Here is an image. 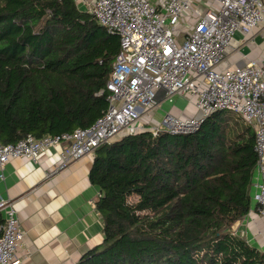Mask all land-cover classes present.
Masks as SVG:
<instances>
[{"label": "trees", "instance_id": "trees-1", "mask_svg": "<svg viewBox=\"0 0 264 264\" xmlns=\"http://www.w3.org/2000/svg\"><path fill=\"white\" fill-rule=\"evenodd\" d=\"M119 51L77 0H0V142L92 126ZM255 144L252 126L219 111L188 134L142 131L100 146L90 180L104 241L76 264H264L233 229L253 206Z\"/></svg>", "mask_w": 264, "mask_h": 264}, {"label": "built area", "instance_id": "built-area-1", "mask_svg": "<svg viewBox=\"0 0 264 264\" xmlns=\"http://www.w3.org/2000/svg\"><path fill=\"white\" fill-rule=\"evenodd\" d=\"M87 4L83 6L97 22L120 40L107 83L106 112L88 128L42 138L31 135L14 144L0 142V170L13 158L37 160L42 151L59 146H63L64 167L123 134H188L213 113L232 111L255 129L253 202L254 210L264 217V56L243 67L220 68L235 34L248 35L264 24V0H91ZM175 96L193 100L200 116L183 118L165 112L159 122H145H151L161 104L173 102ZM3 211L0 264H22L18 251L24 232L14 203L1 199Z\"/></svg>", "mask_w": 264, "mask_h": 264}, {"label": "crops", "instance_id": "crops-1", "mask_svg": "<svg viewBox=\"0 0 264 264\" xmlns=\"http://www.w3.org/2000/svg\"><path fill=\"white\" fill-rule=\"evenodd\" d=\"M263 56L264 24L248 35L238 31L220 68L243 67ZM176 97L163 102L153 120L145 122L157 123L165 112L183 118L200 116L193 100ZM178 100L181 105H176ZM62 150L63 146L48 148L37 160L13 158L0 170V200L14 203L24 232L18 251L22 264H76L104 241V220L97 208L101 191L90 180L95 154L62 167ZM254 209L253 202L252 210L233 229L264 252V217ZM0 214L5 222L6 213Z\"/></svg>", "mask_w": 264, "mask_h": 264}, {"label": "rangeland", "instance_id": "rangeland-1", "mask_svg": "<svg viewBox=\"0 0 264 264\" xmlns=\"http://www.w3.org/2000/svg\"><path fill=\"white\" fill-rule=\"evenodd\" d=\"M88 1H89V0H79V4L81 5V8H82V9L87 10L85 7H83V4H84V5H85V4L88 5V4H87ZM179 33H180V32H177L176 35L179 36ZM179 38H182V35H180ZM177 97H178V96H177ZM177 97H176V98H177ZM177 104H178V105H181L182 103H181V101L178 100V101H176V105H177ZM167 106H168V105H167ZM182 107H183V106H182ZM161 119H162V118H161ZM161 119H160V120H161Z\"/></svg>", "mask_w": 264, "mask_h": 264}, {"label": "clouds", "instance_id": "clouds-1", "mask_svg": "<svg viewBox=\"0 0 264 264\" xmlns=\"http://www.w3.org/2000/svg\"><path fill=\"white\" fill-rule=\"evenodd\" d=\"M84 7V6H83Z\"/></svg>", "mask_w": 264, "mask_h": 264}]
</instances>
